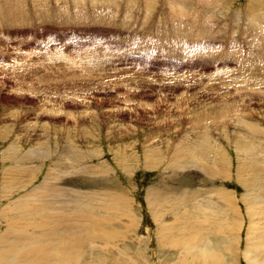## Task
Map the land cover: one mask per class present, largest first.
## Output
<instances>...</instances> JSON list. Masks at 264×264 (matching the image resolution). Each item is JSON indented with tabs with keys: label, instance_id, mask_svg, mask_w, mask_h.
<instances>
[{
	"label": "rangeland",
	"instance_id": "374dc122",
	"mask_svg": "<svg viewBox=\"0 0 264 264\" xmlns=\"http://www.w3.org/2000/svg\"><path fill=\"white\" fill-rule=\"evenodd\" d=\"M262 13L257 0H0V179L22 175L0 181V207L19 218V202L96 198L90 213L122 239L93 253L85 239L73 264H263ZM117 187L109 222L97 210ZM152 189L195 195L154 215Z\"/></svg>",
	"mask_w": 264,
	"mask_h": 264
},
{
	"label": "bare ground",
	"instance_id": "6f19581e",
	"mask_svg": "<svg viewBox=\"0 0 264 264\" xmlns=\"http://www.w3.org/2000/svg\"><path fill=\"white\" fill-rule=\"evenodd\" d=\"M257 1L264 7V0ZM262 14L264 16V13ZM199 144L202 145V143ZM14 152H16V150H14ZM178 159L173 158L170 164L174 162H189L186 158L182 160L179 157ZM21 169H23V167ZM242 181L245 182L243 179ZM250 182L254 183L255 179L251 178ZM100 184H105V182ZM20 185L21 184L18 182H13L11 184V191L13 194H15ZM254 186L257 188L262 187L257 182ZM151 191L152 200L149 206L152 208L154 215L157 214V210L161 209L162 206L169 207L170 205L171 209L174 207L180 208L183 204L186 205L187 202L194 200L195 195L193 192H183V194L179 196L174 195L173 197L162 199L160 197L165 195L166 192H159L157 189H152ZM5 193H7V188H4L2 191L0 202L3 200ZM92 199L93 198L88 200L90 203L88 209L83 202L82 196H79L69 204L54 196L51 200L46 202V211H40L44 208L43 205L26 201L19 202L14 204L11 208L12 210L22 211L24 213V215L19 218H13L7 208L3 206L0 207V222L6 227V231L0 235V264H73L79 261L82 255L85 256L86 251L82 249V245L86 240L91 242V245L88 247L91 253H93L91 250L92 246L93 249L97 248L100 251H108L107 247L111 244L108 240L122 239V235L119 230H116L117 232L115 233L114 231H108L107 228H104L102 221L99 220L100 216L96 218L93 217V214L90 213V211L92 212L90 205L96 202L97 199L95 198L93 201ZM110 202L111 198L108 195L107 199L97 210V213L101 215L107 209H110L106 212V215L107 220L112 222L120 213L121 206H116L114 209H111L112 207L109 205ZM162 202L164 203L162 204ZM109 222H107L108 226L110 225ZM219 226L221 225L219 224ZM82 233L84 235H82ZM193 237L194 230L190 226L188 220H186L184 226L180 230L178 243L187 246L190 244ZM96 240L100 241V246L94 245ZM104 242H107V244ZM86 244H84V247ZM104 244L106 245L103 246ZM90 252L88 255H90ZM197 253L204 260H209L210 252L207 249H200ZM94 257L95 256H92L90 260H96Z\"/></svg>",
	"mask_w": 264,
	"mask_h": 264
},
{
	"label": "crops",
	"instance_id": "0c3cea01",
	"mask_svg": "<svg viewBox=\"0 0 264 264\" xmlns=\"http://www.w3.org/2000/svg\"><path fill=\"white\" fill-rule=\"evenodd\" d=\"M7 151H3V153H2L3 157H6L7 156ZM102 171H104V170L103 169L101 171H99L98 169H95V171L93 170V172H95V173L102 172ZM28 175H32V174H28ZM15 176H17V177H15ZM15 176H7V174L5 173L4 176L0 179V181H11V180H14V179H20L22 175H18L17 174ZM61 179H62L61 176H59L57 174H54V173H49L47 176H45L43 178L42 181H59ZM29 180H32L33 181L34 180V177H30ZM42 181H40V182H42ZM99 189H100V186H99L98 189H95L94 191L97 192Z\"/></svg>",
	"mask_w": 264,
	"mask_h": 264
},
{
	"label": "flooded vegetation",
	"instance_id": "af4514ba",
	"mask_svg": "<svg viewBox=\"0 0 264 264\" xmlns=\"http://www.w3.org/2000/svg\"><path fill=\"white\" fill-rule=\"evenodd\" d=\"M110 190H111V193L109 194V196H110V198H111V202H110V206L111 207H113V205L115 204V203H117L118 202V200H119V188L117 187V188H114V189H111V188H109Z\"/></svg>",
	"mask_w": 264,
	"mask_h": 264
},
{
	"label": "trees",
	"instance_id": "16d2710c",
	"mask_svg": "<svg viewBox=\"0 0 264 264\" xmlns=\"http://www.w3.org/2000/svg\"><path fill=\"white\" fill-rule=\"evenodd\" d=\"M102 182H105V184H107V182H106L104 179H102L101 183H102Z\"/></svg>",
	"mask_w": 264,
	"mask_h": 264
}]
</instances>
